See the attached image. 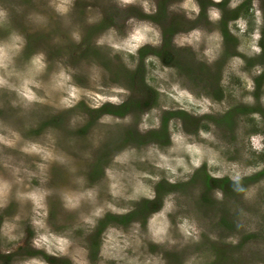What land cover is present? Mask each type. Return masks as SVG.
Wrapping results in <instances>:
<instances>
[{"label":"rangeland","instance_id":"obj_1","mask_svg":"<svg viewBox=\"0 0 264 264\" xmlns=\"http://www.w3.org/2000/svg\"><path fill=\"white\" fill-rule=\"evenodd\" d=\"M0 264H264V0H0Z\"/></svg>","mask_w":264,"mask_h":264}]
</instances>
